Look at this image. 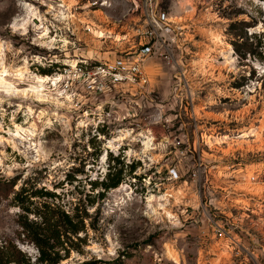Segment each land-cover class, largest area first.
Returning <instances> with one entry per match:
<instances>
[{"label":"rangeland","instance_id":"obj_1","mask_svg":"<svg viewBox=\"0 0 264 264\" xmlns=\"http://www.w3.org/2000/svg\"><path fill=\"white\" fill-rule=\"evenodd\" d=\"M131 1L0 0V245L35 264L19 221L47 204L85 224L58 264H264V0H161L172 59L95 93L91 71L137 47Z\"/></svg>","mask_w":264,"mask_h":264},{"label":"trees","instance_id":"obj_2","mask_svg":"<svg viewBox=\"0 0 264 264\" xmlns=\"http://www.w3.org/2000/svg\"><path fill=\"white\" fill-rule=\"evenodd\" d=\"M238 25L244 26L246 22L242 20L238 22ZM236 26L235 23L230 24L229 32L231 34V31L237 28ZM235 36L238 39L232 42L234 52L241 57H245L246 53L250 51L248 50L250 49L249 46H252V44L243 42V35L241 34H235ZM258 38L260 41L261 38H264V34L259 35ZM239 39H242V41ZM128 168L129 172L133 173L136 165L131 163ZM122 172L123 166L118 158L108 161L107 171L102 179L90 183L91 189H102L97 193L98 198H102L105 192L115 189L121 184L123 180ZM20 195V192L15 193L14 200L19 201ZM43 195L47 196L49 194L45 193ZM42 207L41 212L33 214L36 217L35 220H28V214L31 211L24 210V214L20 216L19 225L24 237L33 243L38 250L35 264H58L63 258H67L71 247H74L73 237L83 230L85 226L84 219H79L76 214L70 215L47 204ZM0 264H30V262L12 241H7L4 245H0ZM81 264H113V262L91 259Z\"/></svg>","mask_w":264,"mask_h":264},{"label":"built area","instance_id":"obj_3","mask_svg":"<svg viewBox=\"0 0 264 264\" xmlns=\"http://www.w3.org/2000/svg\"><path fill=\"white\" fill-rule=\"evenodd\" d=\"M102 2L101 5H105ZM131 14H137L133 23V39H137L135 51L115 58L91 71L95 81L90 85L93 92H104L118 85L144 90L149 87L150 78L146 62L151 59H172V52L179 41L178 28L172 16L161 9V0H132ZM97 2H92L95 6Z\"/></svg>","mask_w":264,"mask_h":264},{"label":"bare ground","instance_id":"obj_4","mask_svg":"<svg viewBox=\"0 0 264 264\" xmlns=\"http://www.w3.org/2000/svg\"><path fill=\"white\" fill-rule=\"evenodd\" d=\"M25 9V8H24ZM27 9V8H26ZM25 9V10H26ZM27 14L29 15V16H32L33 17V19L35 20V19H38L37 18V15L31 10V9H28L27 10ZM35 23H36V20H35ZM41 23H40V20H39V25H40ZM22 25H23V23H22ZM41 26V25H40ZM228 48L230 49L231 47L230 46H228ZM72 63L73 64H75V61H72ZM39 79V82H43V77H41V78H38ZM45 79H49V77H46Z\"/></svg>","mask_w":264,"mask_h":264}]
</instances>
